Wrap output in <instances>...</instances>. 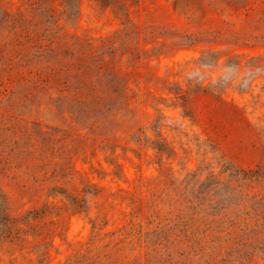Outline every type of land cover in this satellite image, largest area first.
Instances as JSON below:
<instances>
[{"label":"rangeland","instance_id":"374dc122","mask_svg":"<svg viewBox=\"0 0 264 264\" xmlns=\"http://www.w3.org/2000/svg\"><path fill=\"white\" fill-rule=\"evenodd\" d=\"M0 264H264V0H0Z\"/></svg>","mask_w":264,"mask_h":264}]
</instances>
